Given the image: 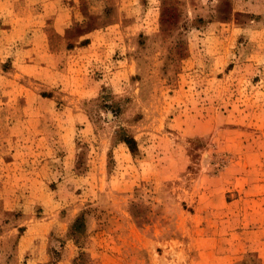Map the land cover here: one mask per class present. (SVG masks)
<instances>
[{
	"label": "rangeland",
	"instance_id": "1",
	"mask_svg": "<svg viewBox=\"0 0 264 264\" xmlns=\"http://www.w3.org/2000/svg\"><path fill=\"white\" fill-rule=\"evenodd\" d=\"M0 47V264H264V0H0Z\"/></svg>",
	"mask_w": 264,
	"mask_h": 264
},
{
	"label": "trees",
	"instance_id": "2",
	"mask_svg": "<svg viewBox=\"0 0 264 264\" xmlns=\"http://www.w3.org/2000/svg\"><path fill=\"white\" fill-rule=\"evenodd\" d=\"M122 141L127 144V146L129 147V149L131 150V152H133L135 150V140L132 138V137H129V136H123L122 137ZM80 216L76 218V220L74 221L73 225H72V231L73 229H76V226L79 224L80 222ZM76 231V230H74Z\"/></svg>",
	"mask_w": 264,
	"mask_h": 264
},
{
	"label": "crops",
	"instance_id": "3",
	"mask_svg": "<svg viewBox=\"0 0 264 264\" xmlns=\"http://www.w3.org/2000/svg\"><path fill=\"white\" fill-rule=\"evenodd\" d=\"M1 48H5V47H0V50H1Z\"/></svg>",
	"mask_w": 264,
	"mask_h": 264
}]
</instances>
